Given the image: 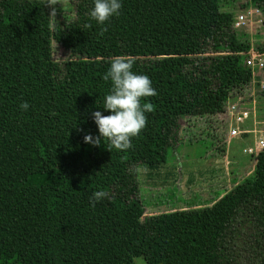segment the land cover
Returning <instances> with one entry per match:
<instances>
[{
    "label": "trees",
    "instance_id": "16d2710c",
    "mask_svg": "<svg viewBox=\"0 0 264 264\" xmlns=\"http://www.w3.org/2000/svg\"><path fill=\"white\" fill-rule=\"evenodd\" d=\"M222 1L200 0L196 22L192 0H120L99 25L85 0L72 22L51 27L46 0H0V264H247V240L259 229L264 239V187L153 216L139 197L137 169L168 163L179 118L222 112L248 82L250 35L232 31L230 14L216 19ZM251 5L264 16V0ZM51 41L78 58L53 61ZM115 56L133 58L157 95L141 99L154 110L132 148L110 152L84 136L99 135L93 112L110 114L103 76ZM98 190L109 195L92 207Z\"/></svg>",
    "mask_w": 264,
    "mask_h": 264
},
{
    "label": "rangeland",
    "instance_id": "374dc122",
    "mask_svg": "<svg viewBox=\"0 0 264 264\" xmlns=\"http://www.w3.org/2000/svg\"><path fill=\"white\" fill-rule=\"evenodd\" d=\"M85 0H60L54 7L56 8V17L51 18V27L55 24L72 22L75 17V5ZM239 1L241 3H239ZM224 0L217 4L216 10L213 11L216 19L218 14L225 15L222 19L229 22V14L234 13L237 4L246 7L242 0ZM213 6V8L215 7ZM249 7H253L249 5ZM52 8L50 7V12ZM217 11V12H216ZM227 16V17H226ZM264 17V16H263ZM188 20V19H187ZM200 22L203 15L200 12V0H192V14L189 21ZM230 21H232L230 17ZM231 25V24H230ZM234 32V31H233ZM237 32V31H235ZM250 35L251 48L255 51L259 50L264 43V25L263 27H252L242 30ZM238 35L240 33H237ZM248 35V36H249ZM222 36V35H219ZM52 60L55 62H63L70 59H76L78 56L70 55V52L63 49L60 44L51 41ZM44 53V52H41ZM260 72V77L254 78V75ZM261 79H263L261 81ZM252 80V81H251ZM261 81V83H260ZM264 82V69L250 71L248 82L243 87H236L231 90L232 102L237 100H249L243 103L247 107H251L249 102L255 103L256 124L253 120L245 122L241 129H257V137L263 129L264 124V95L262 83ZM251 99V101H250ZM221 118L227 117L226 112L218 113ZM216 115H207L202 117H183L178 120L177 143L174 151L169 148L168 163L160 166L139 167V197L144 206V216L170 214L179 211H190L200 209L210 204L209 193H201L200 187L208 184L209 172L204 170L203 164L212 156L218 154V150L223 151L224 140L227 126L220 117ZM34 126H40L34 124ZM42 127H49L48 125ZM240 138L231 140L229 143L226 166L229 172V187L232 192L238 186L256 185L264 187V150L257 151V155L244 154L242 150L246 147H253L254 134H241ZM229 142V141H228ZM221 154V152H220ZM219 156V154H218ZM207 160V161H206ZM204 170L200 174L196 171ZM200 180L204 181L200 185ZM230 180L236 181V185L232 186ZM195 192H192V191ZM213 188V192H215ZM197 193L200 197L191 194ZM263 231H257L256 238L252 237L247 240L248 262L247 264H255L259 260L263 249L264 239L261 236ZM264 236V235H263ZM134 264H145L140 257L134 259Z\"/></svg>",
    "mask_w": 264,
    "mask_h": 264
},
{
    "label": "clouds",
    "instance_id": "9594fccd",
    "mask_svg": "<svg viewBox=\"0 0 264 264\" xmlns=\"http://www.w3.org/2000/svg\"><path fill=\"white\" fill-rule=\"evenodd\" d=\"M60 0H46L45 6L51 7L49 17H56L57 4ZM122 4L120 0H94V7L89 15L99 25H104L112 16H118ZM85 27H91L86 24ZM107 27H102L100 35L107 32ZM135 61L127 56H115L107 73L103 76L105 81H111L112 87L106 95L103 108L110 112L103 115L101 111L92 113V118L98 127L99 135L93 137L90 134L84 136V142L99 147L102 141H108L107 150L111 152L114 148L126 151L132 148V139L137 137L147 126L145 113L154 110L151 103L141 104L142 98L157 95L151 86L149 76L136 74L132 71ZM20 108L27 111L29 104L21 103ZM82 131V129H80ZM109 193L104 190L95 191L89 198L92 207L96 203L106 199Z\"/></svg>",
    "mask_w": 264,
    "mask_h": 264
},
{
    "label": "built area",
    "instance_id": "2783aa9c",
    "mask_svg": "<svg viewBox=\"0 0 264 264\" xmlns=\"http://www.w3.org/2000/svg\"><path fill=\"white\" fill-rule=\"evenodd\" d=\"M242 2L246 4V7H242V5L239 4L241 2L239 1L235 12L230 13L232 19V31L239 32L255 26L263 27L264 19L262 17V13L255 7H249V5H251V0H242ZM245 62L250 71L263 70L264 54H259L258 51L251 48L249 53H247ZM262 87L264 88V82L262 83ZM243 103V100H237L228 103V105L224 108L228 117V120L225 122V125L227 126L226 138L228 141H231L233 139L240 138L241 134H254V146L246 147L242 150V152L248 155H252L253 153L257 155V151L262 152V150H264V124L258 137L256 128L253 130L241 129V126H243L245 122L250 121V119L253 120V124H256L255 103L252 102L251 107H247Z\"/></svg>",
    "mask_w": 264,
    "mask_h": 264
},
{
    "label": "crops",
    "instance_id": "0c3cea01",
    "mask_svg": "<svg viewBox=\"0 0 264 264\" xmlns=\"http://www.w3.org/2000/svg\"><path fill=\"white\" fill-rule=\"evenodd\" d=\"M242 32V31H240ZM260 72L257 73V75H254L255 79L256 77H260ZM263 79H261L262 81ZM252 81V80H251ZM260 81V83H261ZM232 94V92L230 91V95ZM244 102V101H243ZM254 102V101H253ZM245 103V102H244ZM249 104H252V102H249ZM219 116V114H218ZM220 117V116H219ZM221 121H224V123L226 122V120H228V117L224 116V118L220 117ZM227 132L225 134V140H224V148L225 150L223 151V149L218 150V154L215 156H212L210 159H208V161L206 163H204L202 166L205 169H207V171L209 172V177L208 179L204 180L207 181L208 184H203V187H200V191L201 193H209V198H210V204L209 206L213 205L214 203H216L220 198H222L225 194H227L230 191V187H229V172L226 166V154H227V149L229 147V143H231V141L228 142L227 138H226ZM235 139H233L232 141H234ZM221 152V154H220ZM204 170H198L196 172H198L199 174L204 171ZM200 180V185L202 184V182ZM213 188H215V192H213ZM192 192H195L194 190ZM192 195L196 196V197H200L199 194L197 193H192ZM208 207V206H206Z\"/></svg>",
    "mask_w": 264,
    "mask_h": 264
}]
</instances>
